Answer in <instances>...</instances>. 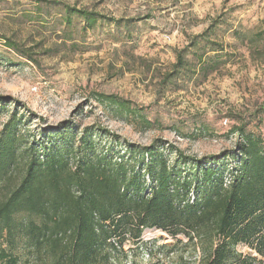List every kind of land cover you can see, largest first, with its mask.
<instances>
[{"label":"rangeland","instance_id":"374dc122","mask_svg":"<svg viewBox=\"0 0 264 264\" xmlns=\"http://www.w3.org/2000/svg\"><path fill=\"white\" fill-rule=\"evenodd\" d=\"M66 5L100 20L90 26L73 17L68 24ZM258 32H264V0H0V97L19 112L28 138L46 145L49 132L90 128L100 147L118 156L157 141L171 159L178 148L222 160L237 152L235 125L264 135ZM213 43L224 51L210 50ZM184 47L189 59L197 60V51L216 58V69L206 74L197 64L177 74ZM9 117L0 116V128ZM142 239L139 249L126 242L125 264H178L175 254L160 261L148 255L159 244L178 245L187 263L198 256L184 235L177 243L153 227Z\"/></svg>","mask_w":264,"mask_h":264},{"label":"trees","instance_id":"16d2710c","mask_svg":"<svg viewBox=\"0 0 264 264\" xmlns=\"http://www.w3.org/2000/svg\"><path fill=\"white\" fill-rule=\"evenodd\" d=\"M65 13L68 24L78 17L92 26L101 17L70 5ZM213 44L210 50L224 51ZM203 54L195 60L178 50L175 72L197 64L214 71L216 58ZM7 104L0 97V116L10 113L0 128V264H125L126 242L143 248L144 231L153 227L177 243L186 236L185 245L198 250L187 263L178 245L159 244L147 252L153 260L175 254L178 264H264L263 134L235 125L237 152L222 160L178 148L171 159L157 141L118 156L90 128L49 132L47 145L30 140Z\"/></svg>","mask_w":264,"mask_h":264}]
</instances>
